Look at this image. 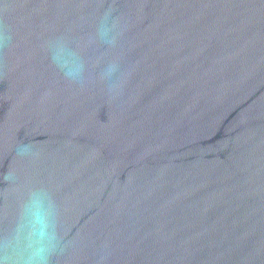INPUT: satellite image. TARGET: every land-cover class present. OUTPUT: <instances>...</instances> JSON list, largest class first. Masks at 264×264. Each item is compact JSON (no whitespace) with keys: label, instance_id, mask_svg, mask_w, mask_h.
I'll return each mask as SVG.
<instances>
[{"label":"water","instance_id":"1","mask_svg":"<svg viewBox=\"0 0 264 264\" xmlns=\"http://www.w3.org/2000/svg\"><path fill=\"white\" fill-rule=\"evenodd\" d=\"M33 191L48 264H264V0H0V240Z\"/></svg>","mask_w":264,"mask_h":264},{"label":"clouds","instance_id":"2","mask_svg":"<svg viewBox=\"0 0 264 264\" xmlns=\"http://www.w3.org/2000/svg\"><path fill=\"white\" fill-rule=\"evenodd\" d=\"M53 62L68 79L76 81L80 66L74 54L63 44L57 45ZM28 150V146L20 149L22 153ZM52 215L45 193H29L15 231L10 237L0 240V264H48L50 253L55 248Z\"/></svg>","mask_w":264,"mask_h":264}]
</instances>
